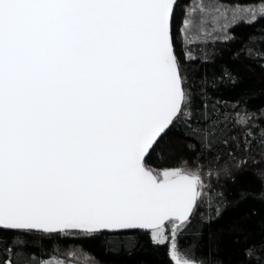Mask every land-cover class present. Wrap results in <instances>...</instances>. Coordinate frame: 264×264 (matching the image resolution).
I'll return each instance as SVG.
<instances>
[{
	"label": "snow or ice",
	"instance_id": "snow-or-ice-1",
	"mask_svg": "<svg viewBox=\"0 0 264 264\" xmlns=\"http://www.w3.org/2000/svg\"><path fill=\"white\" fill-rule=\"evenodd\" d=\"M178 6L0 0V250L13 253L0 264H33V234L79 233L118 252L136 246L117 239L131 230H150L153 244L169 246L173 264H222L193 257L178 237L202 205L221 215L225 194L211 179L229 169L202 173L185 160L158 171L148 158L173 130L195 140L199 154L228 143L226 126L243 129L250 146L264 107L248 109L247 96L217 95L239 84L231 69L187 70L176 37L194 22L184 19L181 27ZM259 177L264 183V172ZM244 255L245 264H264V242Z\"/></svg>",
	"mask_w": 264,
	"mask_h": 264
},
{
	"label": "trees",
	"instance_id": "trees-1",
	"mask_svg": "<svg viewBox=\"0 0 264 264\" xmlns=\"http://www.w3.org/2000/svg\"><path fill=\"white\" fill-rule=\"evenodd\" d=\"M196 1L178 0L176 12L181 27L187 16V9ZM214 1L231 8L264 5V0ZM218 25L222 29L223 25L217 23ZM200 30L201 27L196 33L189 35V46L184 42L182 32L176 37L177 52L184 53L182 60L187 70L191 71L195 66L218 74L224 68L231 69L240 77L239 84L221 88L217 95L228 101L247 96L248 109L264 107V15H260L255 21H240L228 30L226 28V34L200 36ZM189 53L197 57L195 62L185 59ZM201 60H207L208 63L201 65ZM251 131V143L246 146L243 129L226 126L221 136L228 143L217 144L211 152L199 154V146L195 140L185 137L179 130H173L148 158L150 166L156 170L185 166V160L188 162L187 167L194 168L196 164H200L202 173L229 169L228 174L220 171L218 177L211 179L213 188L225 194L226 207L222 209L221 215L214 217L213 209L207 203L202 205L200 216L178 237L179 246L189 249L191 255L200 260L215 259L222 264H245L244 250L251 244L264 242V183L259 177L264 172V144H261L264 120L254 119ZM233 135L237 139L233 140ZM189 143L196 145L195 151L189 150ZM245 160L247 163L242 167H235L238 162ZM243 194L246 197L242 198ZM210 216H213L210 221L201 223ZM10 235L5 233V238ZM117 239L130 241L136 246L131 251L113 252L106 247L104 241L79 233L75 236L33 234L29 240L28 252L33 264H45L53 260L63 264H173L169 246L153 244L150 231H129ZM5 255L12 256L13 253L5 254L0 250V258Z\"/></svg>",
	"mask_w": 264,
	"mask_h": 264
},
{
	"label": "rangeland",
	"instance_id": "rangeland-1",
	"mask_svg": "<svg viewBox=\"0 0 264 264\" xmlns=\"http://www.w3.org/2000/svg\"><path fill=\"white\" fill-rule=\"evenodd\" d=\"M187 10L188 13L185 19H189L194 22V26H190L187 32H182L184 42L188 43V46L191 45V43L189 42V35L196 33V30H198L200 27V36H213L214 34L218 35L222 33L226 34V28L228 30L232 25L240 21H251L253 13H255V15L257 16H260L262 13V7L244 6L231 8L228 6L221 5L214 0H209L205 2L197 0ZM200 19H202V21H200ZM217 23H221L223 25L222 29L219 27L220 25L217 26ZM208 26L211 27L209 28ZM212 28H215L216 30L211 31ZM203 29L205 30L202 31ZM66 235L75 236L77 235V233H71ZM51 262L52 264H63L54 260Z\"/></svg>",
	"mask_w": 264,
	"mask_h": 264
},
{
	"label": "water",
	"instance_id": "water-1",
	"mask_svg": "<svg viewBox=\"0 0 264 264\" xmlns=\"http://www.w3.org/2000/svg\"><path fill=\"white\" fill-rule=\"evenodd\" d=\"M131 231H135V230H131ZM143 231H150V230H143Z\"/></svg>",
	"mask_w": 264,
	"mask_h": 264
}]
</instances>
